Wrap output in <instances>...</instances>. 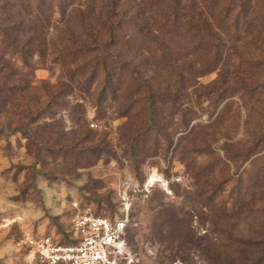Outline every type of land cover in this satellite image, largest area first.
Masks as SVG:
<instances>
[{
    "label": "rangeland",
    "instance_id": "1",
    "mask_svg": "<svg viewBox=\"0 0 264 264\" xmlns=\"http://www.w3.org/2000/svg\"><path fill=\"white\" fill-rule=\"evenodd\" d=\"M73 201L135 264H264V0H0V264Z\"/></svg>",
    "mask_w": 264,
    "mask_h": 264
},
{
    "label": "built area",
    "instance_id": "2",
    "mask_svg": "<svg viewBox=\"0 0 264 264\" xmlns=\"http://www.w3.org/2000/svg\"><path fill=\"white\" fill-rule=\"evenodd\" d=\"M73 241L60 243L49 234L24 232L16 245L29 249L41 264H135L124 240L126 217L110 219L72 202Z\"/></svg>",
    "mask_w": 264,
    "mask_h": 264
},
{
    "label": "trees",
    "instance_id": "3",
    "mask_svg": "<svg viewBox=\"0 0 264 264\" xmlns=\"http://www.w3.org/2000/svg\"><path fill=\"white\" fill-rule=\"evenodd\" d=\"M122 46H123V45H122ZM119 47H121V45H120ZM125 49H127V48L125 47ZM211 68H212V67L207 68V69H203V70H201L200 73H204L205 71L210 70ZM110 71H111V70H110ZM105 78H106L107 83H109L108 85H110V82H111V76H110V73H109L107 70H105ZM108 85H107V86H108Z\"/></svg>",
    "mask_w": 264,
    "mask_h": 264
}]
</instances>
